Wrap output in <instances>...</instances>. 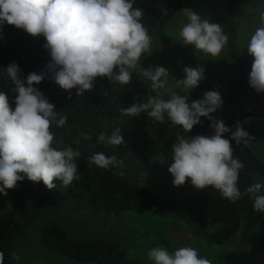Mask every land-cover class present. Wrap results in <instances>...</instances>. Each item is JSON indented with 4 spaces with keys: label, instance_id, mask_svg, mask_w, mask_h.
Returning <instances> with one entry per match:
<instances>
[{
    "label": "clouds",
    "instance_id": "obj_1",
    "mask_svg": "<svg viewBox=\"0 0 264 264\" xmlns=\"http://www.w3.org/2000/svg\"><path fill=\"white\" fill-rule=\"evenodd\" d=\"M133 5L134 0H0V27L7 23L33 37L43 36L42 47L50 56L44 70L29 72L26 77L15 62L5 68L6 78L14 85L15 107H10L8 95L0 92V193L7 194L6 189L15 188L25 177L32 182L42 181L49 190L56 187V180L67 188L80 179L77 158L81 152L72 147H53L51 128L64 127L68 117L54 110L56 106L34 85L49 78L61 89H75L76 96H83L93 90L97 77L107 78L121 88L132 83V73L138 70L151 82L155 95H149L147 102H133L123 108V115L145 113L160 124L167 118L172 127L180 126L183 133L189 134L204 117L214 130L211 135H177L167 169L172 184L182 186L190 179L198 190L211 186L230 202L248 195L253 209L264 213V182L251 184L243 193L239 190L244 164L234 157L233 145L223 134L230 133L236 144H247L252 137L239 121L233 131L222 119L211 115L222 107L218 91H206L202 98L189 103L188 96L166 87L170 74L165 67H140L143 56L153 49V40L142 23L144 12ZM184 15L187 23L179 31L180 43L206 57H221L229 40L222 25L210 23L190 8L184 9ZM259 22L246 43L252 57L248 83L257 93H264V11L259 14ZM183 72L184 78L175 80L184 89H195L205 78L200 66H186ZM165 94L168 99L162 98ZM110 133L101 132L97 142L113 147L126 145L119 126ZM87 162L104 170L116 168V174H124V160L116 155L96 152ZM147 257L152 264H211L191 246L171 253L157 246L147 252ZM12 258L20 260L15 252ZM0 264H4L2 251Z\"/></svg>",
    "mask_w": 264,
    "mask_h": 264
},
{
    "label": "trees",
    "instance_id": "obj_2",
    "mask_svg": "<svg viewBox=\"0 0 264 264\" xmlns=\"http://www.w3.org/2000/svg\"><path fill=\"white\" fill-rule=\"evenodd\" d=\"M243 0H228L221 12L213 18L222 25L228 35L227 50L236 64L240 77L233 81L226 94L225 101L236 103L242 96V87L248 83L251 62L242 54L237 46L236 10ZM183 0H134V7L144 12L142 23L152 37L162 28L166 21L179 11ZM43 36L33 37L22 29L5 23L0 27V92L8 95L10 107L14 109V85L6 78L5 68L15 62L22 70L23 76L29 72L39 73L44 70L50 60L48 52L42 47ZM147 55L143 56L140 65L149 68ZM151 82L141 78L134 70L132 83L120 88L118 84H110L104 77H97L91 92L76 96L75 89L65 91L54 81L45 78L34 85L40 89L53 103L58 113L68 117L64 127L52 126L54 133L53 147L63 149L72 147L81 152L77 158V168L80 179L63 188L61 182L55 183L63 188L67 196L72 197L79 207L92 213L117 214L124 210L154 209L158 207L172 211L191 234L199 239H207L217 243H225V238H216L208 232L212 223L220 225L225 236L234 235L241 226L242 215L251 213L263 225V231L251 250L229 251L223 255L222 264H264V213L257 212L252 207V200L244 195L236 202L222 198L219 191L208 186L198 190L190 183V179L182 185L186 189V207L182 208L172 202H164L153 195L139 181L141 166L139 155L134 152L131 139L124 137L126 145L113 147L107 143H93L92 137L101 131L103 121L120 115L123 108L133 102L147 100L149 95H155L150 88ZM255 95L264 96L251 88ZM69 91L71 96H69ZM162 91V90H161ZM163 92V91H162ZM203 95V94H202ZM202 95L198 98H202ZM162 98L168 99L167 95ZM189 98L188 102L190 103ZM264 113H242L225 115L222 119L233 131L236 122L249 118L263 117ZM201 124L195 125L191 133H183L180 126L172 127L170 121L165 123L147 117L150 133L160 144V152L171 164V145L176 142L178 134L211 135L213 129L209 121L201 117ZM233 145V155L238 158L244 168L239 173L238 188L243 193L251 184L258 182L257 177H264V162L253 152L252 144H236L231 140L230 133L223 134ZM96 152L107 156L116 155L123 159L125 167L123 175H118L116 168L104 170L95 165H88L87 158ZM168 176L172 175L166 170ZM7 194L0 193L4 209L0 212V251L4 253V264H9V249L13 240L33 223L39 213L52 201V189L49 190L40 182H32L25 177L17 182V186L6 189ZM41 242L57 253L78 262H95L98 264H147L141 260L132 259L121 245L107 236L80 238L71 235L66 229L54 221L47 222L40 232Z\"/></svg>",
    "mask_w": 264,
    "mask_h": 264
},
{
    "label": "rangeland",
    "instance_id": "obj_3",
    "mask_svg": "<svg viewBox=\"0 0 264 264\" xmlns=\"http://www.w3.org/2000/svg\"><path fill=\"white\" fill-rule=\"evenodd\" d=\"M227 1L183 0L184 4L179 11L152 36L153 49L147 54L148 66L165 67L170 74L166 87L188 98L198 99L206 91H218L223 103L220 109L211 114L216 118L231 114L264 113V96L255 95L247 84L242 87L239 101L236 103L225 101L230 84L240 77V72L227 50V44L221 57L216 58L206 57L203 52L180 43L179 31L183 24L187 23L185 8L200 13L202 18L208 19L210 23H216L213 17L223 10ZM261 11H264V0H243L236 10L238 31L236 44L251 64L252 57L247 53L246 43L254 30L260 26ZM186 66H200L204 69L205 78L192 90L178 87L176 84L175 79L184 78L183 69ZM140 67L145 68L141 65ZM135 71L144 78L138 70ZM143 102L147 100L141 103ZM114 126L121 128L123 137L131 139L134 152L140 156L138 160L141 166L140 183L160 200L185 208L186 189L183 186H174L166 173L170 164L161 154L159 142L150 133L147 115L141 113L139 116L127 117L121 112L120 115L103 121L100 133L110 135ZM241 126L252 137L250 142L253 152L264 162V116L244 120ZM98 135L92 137L90 141L97 143ZM257 178L258 182H264V177ZM3 209L0 196V212ZM49 221L56 222L75 237L107 236L118 242L129 258L147 264H152L148 260L147 252L157 246L167 249L170 253L177 248L191 246L197 250L198 256L209 259L211 264H222L223 255L229 251L253 249L263 231V225L254 215L245 213L242 215L239 230L232 236H225L217 223L209 226L208 232L216 238H225V243L199 239L191 234L185 223L166 208L124 210L117 214L92 213L79 207L75 200L67 196L63 188L56 184L52 189L51 203L13 240L9 249V264H98L78 262L46 247L41 242L40 232ZM13 252L20 256L19 261L12 258Z\"/></svg>",
    "mask_w": 264,
    "mask_h": 264
},
{
    "label": "crops",
    "instance_id": "obj_4",
    "mask_svg": "<svg viewBox=\"0 0 264 264\" xmlns=\"http://www.w3.org/2000/svg\"><path fill=\"white\" fill-rule=\"evenodd\" d=\"M261 118V117H260ZM250 119V118H249ZM247 120V119H246Z\"/></svg>",
    "mask_w": 264,
    "mask_h": 264
}]
</instances>
